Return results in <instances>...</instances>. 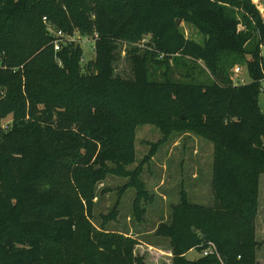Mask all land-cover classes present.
Here are the masks:
<instances>
[{
    "label": "trees",
    "instance_id": "1",
    "mask_svg": "<svg viewBox=\"0 0 264 264\" xmlns=\"http://www.w3.org/2000/svg\"><path fill=\"white\" fill-rule=\"evenodd\" d=\"M45 18L67 36L95 40L87 70L80 44L55 51ZM178 20L203 41L187 38ZM146 36L150 51L131 57L133 78L116 76L115 44ZM261 47L264 18L253 0H0V264H147L135 238L93 224L96 189L109 175L129 179L138 220L145 216L141 175L160 142L128 170L142 125L164 141L189 132L214 147L213 205L191 203L183 188L156 231L172 264H257ZM176 56L204 62L213 83L151 79L153 64L168 69ZM236 62L247 66L245 84L230 79L226 64ZM211 244L218 255L187 258Z\"/></svg>",
    "mask_w": 264,
    "mask_h": 264
},
{
    "label": "rangeland",
    "instance_id": "2",
    "mask_svg": "<svg viewBox=\"0 0 264 264\" xmlns=\"http://www.w3.org/2000/svg\"><path fill=\"white\" fill-rule=\"evenodd\" d=\"M253 4L262 14L263 0H253ZM238 20L244 21L246 12L237 10ZM180 29L183 34L198 42L203 37L190 25L181 22ZM76 44H80L84 51L82 66L87 70L88 63L95 59V43L88 42L86 36L76 32ZM149 37L139 41L120 39L115 44V75L125 79L133 78L131 57L134 54L145 55L150 51L147 44ZM168 69L164 66L152 65L150 77L157 82L167 79L172 82L212 84L213 77L204 62L190 60L176 56L169 62ZM241 67V72L236 75L235 69ZM230 79L234 85L248 81L247 66L244 62L226 64ZM168 70L167 77L163 74ZM260 107L264 111V83L260 95ZM10 118L4 121V125ZM160 142L156 155L143 166L141 179L144 181L149 197L141 199V206L145 209L143 220L139 221L135 213L134 202L137 190L125 188L129 179L109 175L96 189V207L94 211V226L101 230L122 233L138 241L136 254L143 257L147 264H172L170 245L167 239L156 235L161 223L171 220L172 207L181 201L183 188L189 195L193 204L211 206L214 203L210 183L213 163L214 147L210 142L197 137L193 133H175L164 141L163 134L153 125H142L136 131V162L128 167L133 171L147 157L152 148ZM119 202V203H118ZM116 209V218H110L111 212ZM105 220V221H104ZM106 222V223H105ZM256 233L259 248L256 252L257 264H264V176L261 178L259 210L256 222ZM203 252V251H202ZM193 250L188 254L189 260H196L203 253Z\"/></svg>",
    "mask_w": 264,
    "mask_h": 264
},
{
    "label": "built area",
    "instance_id": "3",
    "mask_svg": "<svg viewBox=\"0 0 264 264\" xmlns=\"http://www.w3.org/2000/svg\"><path fill=\"white\" fill-rule=\"evenodd\" d=\"M44 21L47 24L48 32L50 33V35L53 38V45H54V48H55V51L56 52L61 51V49L63 48V46H66L68 44H71L73 42L74 43L76 42L74 40V37L75 36H67L64 32H62L60 30H57L52 24L48 23L47 18H45ZM97 38H98V36L96 35L95 36V39H97ZM88 42L95 43V40H91V41H88ZM261 48H262V56L264 58V47H261ZM93 49H95V47ZM240 72H241V67H237L235 69L236 75H239ZM241 84H245V82H242ZM212 255H218V251H217V248H216L215 244L209 245L203 251V255L202 256L207 257V256H212Z\"/></svg>",
    "mask_w": 264,
    "mask_h": 264
},
{
    "label": "water",
    "instance_id": "4",
    "mask_svg": "<svg viewBox=\"0 0 264 264\" xmlns=\"http://www.w3.org/2000/svg\"><path fill=\"white\" fill-rule=\"evenodd\" d=\"M263 15H264V0H263ZM177 24H178V27H180L181 20H178V21H177Z\"/></svg>",
    "mask_w": 264,
    "mask_h": 264
},
{
    "label": "crops",
    "instance_id": "5",
    "mask_svg": "<svg viewBox=\"0 0 264 264\" xmlns=\"http://www.w3.org/2000/svg\"><path fill=\"white\" fill-rule=\"evenodd\" d=\"M263 111V110H262ZM264 112V111H263ZM189 254V253H188ZM187 257H188V255H187ZM201 257V256H200Z\"/></svg>",
    "mask_w": 264,
    "mask_h": 264
}]
</instances>
